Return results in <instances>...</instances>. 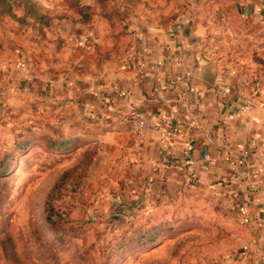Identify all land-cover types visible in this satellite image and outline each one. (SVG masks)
Returning a JSON list of instances; mask_svg holds the SVG:
<instances>
[{"label": "crops", "instance_id": "obj_1", "mask_svg": "<svg viewBox=\"0 0 264 264\" xmlns=\"http://www.w3.org/2000/svg\"><path fill=\"white\" fill-rule=\"evenodd\" d=\"M196 2L176 10L174 0H115L120 18H65L41 35L8 33L0 118L95 138L88 181L91 191L105 184L98 213L117 209L125 226L131 215L197 194L219 216L208 239L214 252L202 264H264V148L241 156L252 138L264 143V0L244 4V18H226L216 1ZM248 99L255 107L243 114ZM170 112L188 155L157 137ZM140 113L151 124L143 144L132 136Z\"/></svg>", "mask_w": 264, "mask_h": 264}, {"label": "rangeland", "instance_id": "obj_2", "mask_svg": "<svg viewBox=\"0 0 264 264\" xmlns=\"http://www.w3.org/2000/svg\"><path fill=\"white\" fill-rule=\"evenodd\" d=\"M29 1L54 22L109 14L115 0ZM174 1L179 10L194 0ZM196 1L201 0H195L199 5ZM204 1H216L226 18H244L241 9L250 4V0ZM14 14L22 15L19 10ZM16 18L0 16V46L14 30L39 34L37 25L20 24ZM97 147L95 138L69 135L52 125L23 127L6 115L0 118V264H202L214 252L208 239L217 233L219 216L216 205L197 194L162 204L151 220H146L150 215H131L124 226L117 209L108 216L97 212L105 184L91 191L87 175L75 192L65 187L62 199L52 203L54 223L46 222V195L55 181ZM121 188L118 184L109 195L116 196ZM152 226L160 232L144 246L156 233L155 227L146 231Z\"/></svg>", "mask_w": 264, "mask_h": 264}, {"label": "trees", "instance_id": "obj_3", "mask_svg": "<svg viewBox=\"0 0 264 264\" xmlns=\"http://www.w3.org/2000/svg\"><path fill=\"white\" fill-rule=\"evenodd\" d=\"M101 8H103L101 6ZM100 8V9H101ZM14 10L21 11L22 15L20 18H16V15L14 14ZM103 10V9H102ZM1 15H7L10 17H14L17 19V21L20 24H28L33 23L31 26L37 25L39 27V35L42 34L44 29L51 28L55 21L53 22V18H46L42 13L39 11L38 7L29 0H0V16ZM85 15V14H84ZM86 17V16H84ZM102 17L104 18H120V13L118 8H114L110 10L109 14H105L102 12ZM84 20L86 18H83ZM67 145V142L62 143L60 145L61 147H65ZM97 153V148H94L90 153L86 154L84 157V161L78 163L75 167H73L69 171L63 172L60 177L55 181L53 186L51 187L50 191L46 195V201H45V220L49 224H53L54 220H52V213L54 210L53 202L59 201L63 197V192L65 191V187L70 186L71 191L75 192L77 189H79L82 185L83 179L88 175L92 161ZM150 214V216L146 217V220H151V218L155 215ZM153 225V224H151ZM155 226H152L151 228H148L151 232ZM156 233L152 235L147 242H145L144 246L146 244H152L155 240L156 235L160 230L156 229ZM138 246L141 247L140 244Z\"/></svg>", "mask_w": 264, "mask_h": 264}, {"label": "built area", "instance_id": "obj_4", "mask_svg": "<svg viewBox=\"0 0 264 264\" xmlns=\"http://www.w3.org/2000/svg\"><path fill=\"white\" fill-rule=\"evenodd\" d=\"M255 107V102L253 99L246 100L239 108L240 112L247 114L251 112ZM151 129V124L145 114H136L132 122V136L133 140L137 144H143L149 134ZM155 131L157 137L161 143H167L168 141L175 142L176 145H180L183 148V151L186 155L191 151V145L188 140L184 138L176 128V114L175 112H170L164 119L161 120L159 124L155 126ZM250 149L242 152V157H247L254 150H259L264 148V143L260 142L256 138H252L249 142ZM207 160V156H203ZM183 166L188 170L187 175L189 178H193L192 170H189L191 166V159L187 156L183 161ZM244 207L240 206L238 212L243 215ZM146 214H148L146 212ZM242 222L244 224L248 223V218L242 217Z\"/></svg>", "mask_w": 264, "mask_h": 264}, {"label": "water", "instance_id": "obj_5", "mask_svg": "<svg viewBox=\"0 0 264 264\" xmlns=\"http://www.w3.org/2000/svg\"><path fill=\"white\" fill-rule=\"evenodd\" d=\"M119 217V216H118ZM119 219H120V217H119Z\"/></svg>", "mask_w": 264, "mask_h": 264}]
</instances>
